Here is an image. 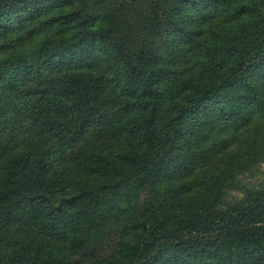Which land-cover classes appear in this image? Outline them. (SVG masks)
<instances>
[{
    "label": "trees",
    "instance_id": "1",
    "mask_svg": "<svg viewBox=\"0 0 264 264\" xmlns=\"http://www.w3.org/2000/svg\"><path fill=\"white\" fill-rule=\"evenodd\" d=\"M264 0H0V264H264Z\"/></svg>",
    "mask_w": 264,
    "mask_h": 264
},
{
    "label": "rangeland",
    "instance_id": "2",
    "mask_svg": "<svg viewBox=\"0 0 264 264\" xmlns=\"http://www.w3.org/2000/svg\"><path fill=\"white\" fill-rule=\"evenodd\" d=\"M257 175L264 181V163L258 169Z\"/></svg>",
    "mask_w": 264,
    "mask_h": 264
}]
</instances>
